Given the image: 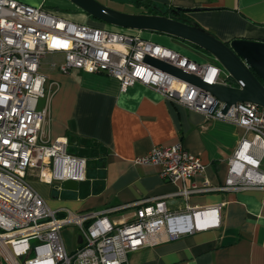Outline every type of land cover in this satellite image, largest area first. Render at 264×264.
<instances>
[{"label": "built area", "instance_id": "obj_1", "mask_svg": "<svg viewBox=\"0 0 264 264\" xmlns=\"http://www.w3.org/2000/svg\"><path fill=\"white\" fill-rule=\"evenodd\" d=\"M40 6L20 0H0V264H127L132 252L182 235L219 225V207L170 212L166 197H150L132 205L75 213L51 210L26 180L29 173L45 184L85 180L86 159L67 152V139L49 137V103L58 84L41 74L42 60L61 74L73 70L105 74L123 91L135 83L152 88L175 105L243 129L229 160L226 189L264 192V108L235 103L223 113V103L210 93L144 62L145 57L193 74L208 85L223 83L216 63L200 64L181 53L141 36L64 19ZM226 75V74H225ZM40 100L44 105L39 108ZM136 165H154L160 177L180 184L174 196L220 190L208 181L186 184L204 172L199 157L180 141L158 146L135 158ZM172 195V196H173ZM134 207V219L111 223L112 212ZM59 212V213H58ZM74 227L81 244L68 252L62 230Z\"/></svg>", "mask_w": 264, "mask_h": 264}, {"label": "crops", "instance_id": "obj_2", "mask_svg": "<svg viewBox=\"0 0 264 264\" xmlns=\"http://www.w3.org/2000/svg\"><path fill=\"white\" fill-rule=\"evenodd\" d=\"M20 1L33 6L43 3V0ZM155 1L164 8L181 9V18L195 21L219 41L264 42V0ZM73 21L96 26L82 14ZM152 34L158 37H148L144 32L141 36L197 63H205L176 46L170 41L172 37ZM60 60L58 54L48 55L40 66L41 74L58 84L49 103V137L66 138L67 152L86 159V172L85 180L75 182V188L63 187V182L55 186L57 181L45 184L35 174L31 175L45 186V192L41 193L30 182L47 206L59 210V216L66 211L85 213L132 205L150 197H166L165 208L170 212H182L186 206L219 207L217 227L187 233L173 241L161 235L159 243L130 253L127 264H264L263 190L226 189L229 160L243 129L222 120H206L201 113L175 105L140 83L123 91L116 79L105 74L79 70L61 74L52 67V63ZM225 78L224 73L220 79L229 83ZM43 105L44 100H40L39 107ZM177 141L205 166L201 175L185 181L186 184L201 186L208 181L220 190L192 194L188 199L174 196L180 184L162 179L158 166L134 163L136 157L154 147ZM259 167L264 172V159ZM134 209L112 212L108 218L116 225L129 222L134 219ZM77 245L67 251H73Z\"/></svg>", "mask_w": 264, "mask_h": 264}, {"label": "water", "instance_id": "obj_3", "mask_svg": "<svg viewBox=\"0 0 264 264\" xmlns=\"http://www.w3.org/2000/svg\"><path fill=\"white\" fill-rule=\"evenodd\" d=\"M68 1L103 24L166 35L205 51L222 68L229 83L223 81L208 85L201 78L160 60L146 56L144 62L210 93L225 105L223 113L235 103H250L264 108V42L244 39H234L228 43L219 41L195 21L181 18L178 10H173L171 17L162 14H128L108 8L96 0ZM75 186V182H63V187ZM79 236L77 243L81 244Z\"/></svg>", "mask_w": 264, "mask_h": 264}, {"label": "rangeland", "instance_id": "obj_4", "mask_svg": "<svg viewBox=\"0 0 264 264\" xmlns=\"http://www.w3.org/2000/svg\"><path fill=\"white\" fill-rule=\"evenodd\" d=\"M97 1V0H96ZM155 3L159 4L161 6V3L156 2L155 0H153ZM98 2H100L101 4L107 6L108 8L123 12V13H128V14H145V12L147 11L142 5L136 3V0H98ZM43 8L47 11H51L57 15H60L61 17H63L64 19H68L73 21V18H76V16L78 15H83L85 16L86 14L84 12H82L80 9H77L76 6H74L72 3H70L68 0H43ZM149 11V10H148ZM87 16V15H86ZM88 19H90L91 21H93L95 23L96 26L98 27H104L110 31L113 32H120V33H125L129 35H134L136 34L138 31L137 30H128V29H121L115 26H111V25H106L103 24L97 20L92 19L91 17L87 16ZM75 22V21H74ZM146 36L154 38V37H158V35L156 34H152L151 32H144ZM165 37V36H164ZM158 40V39H157ZM151 41V40H150ZM170 41H174L176 46L182 47L183 50L188 51L190 54L199 57L200 59H202L205 63H212L213 62V58L208 55L206 52L200 50V49H196L194 47H191L190 45L181 42L180 40L171 38ZM173 44V43H171ZM166 47V46H165ZM169 48V47H167ZM171 49V48H170ZM174 50V49H172ZM224 74L222 72L221 77H223ZM40 108V107H39ZM26 180L30 183H32V186H35V188H38L37 190L39 192H45L46 188L45 186H41L39 183V181L33 177H30L31 174L29 173L28 175H26ZM55 186H59V184L61 182H54ZM51 185V186H54ZM54 186V187H55ZM78 232L75 228L73 227H66L62 230V237L65 247L67 250H70L71 248L75 247L77 245V236ZM0 260L4 262V260H2V258L0 257Z\"/></svg>", "mask_w": 264, "mask_h": 264}, {"label": "trees", "instance_id": "obj_5", "mask_svg": "<svg viewBox=\"0 0 264 264\" xmlns=\"http://www.w3.org/2000/svg\"><path fill=\"white\" fill-rule=\"evenodd\" d=\"M136 3L142 5L147 10L145 12V14H158L159 11H163V9H164V11L162 12V15H165V17H166V15H168L167 17H171L170 14H171V11H173L172 8H164V6H162V5L160 6L159 4L155 3L153 0H136ZM177 10L179 12L181 9L177 8ZM193 47L196 49H199L195 46H193ZM213 62L216 63L214 60H213Z\"/></svg>", "mask_w": 264, "mask_h": 264}, {"label": "flooded vegetation", "instance_id": "obj_6", "mask_svg": "<svg viewBox=\"0 0 264 264\" xmlns=\"http://www.w3.org/2000/svg\"><path fill=\"white\" fill-rule=\"evenodd\" d=\"M98 1V0H97ZM172 16V15H171ZM179 16H182L181 14H179Z\"/></svg>", "mask_w": 264, "mask_h": 264}]
</instances>
